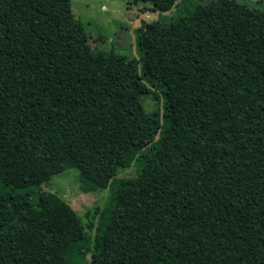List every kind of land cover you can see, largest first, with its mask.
<instances>
[{
	"label": "trees",
	"instance_id": "trees-1",
	"mask_svg": "<svg viewBox=\"0 0 264 264\" xmlns=\"http://www.w3.org/2000/svg\"><path fill=\"white\" fill-rule=\"evenodd\" d=\"M139 47L142 75L71 0H0V264H85L90 214L30 192L67 170L110 188L86 264H264V13L204 0Z\"/></svg>",
	"mask_w": 264,
	"mask_h": 264
},
{
	"label": "rangeland",
	"instance_id": "rangeland-1",
	"mask_svg": "<svg viewBox=\"0 0 264 264\" xmlns=\"http://www.w3.org/2000/svg\"><path fill=\"white\" fill-rule=\"evenodd\" d=\"M248 10L264 13V0H233ZM204 3V0H180L173 10L167 14L152 12L147 3L128 6L125 0H71V10L86 30L90 47L97 51L114 52L115 54L139 61V73H144L143 53L139 47V37L147 23L177 19L184 13H192ZM152 94V93H151ZM146 112L161 109V103L153 95L142 97ZM137 170L132 160L126 168L120 170L118 177L134 178ZM30 192L37 197L45 192L56 193L82 219L83 225L90 222L86 218L90 214L91 223L97 225L99 211L110 202V188L93 191L78 177V173L67 170L55 176L49 185L32 187ZM86 228L83 247L86 251L85 264L90 259L94 244L95 229Z\"/></svg>",
	"mask_w": 264,
	"mask_h": 264
}]
</instances>
